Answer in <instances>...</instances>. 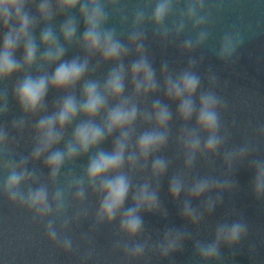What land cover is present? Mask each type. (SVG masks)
I'll return each instance as SVG.
<instances>
[{"label":"clouds","instance_id":"obj_1","mask_svg":"<svg viewBox=\"0 0 264 264\" xmlns=\"http://www.w3.org/2000/svg\"><path fill=\"white\" fill-rule=\"evenodd\" d=\"M223 10L224 0H143L129 18L124 0H0V194L42 223L64 254L80 250L68 235L72 226L91 219L80 234V264L93 260L96 234L105 227L113 228L111 249L121 264H151L183 251L191 232L165 226L153 240L144 221V214L167 218L161 182L177 160L182 166L169 177L168 195L197 229L223 204L222 194L237 189L235 169L245 162L252 194L264 200V156L258 158L253 143L264 139V124L256 137L229 147L220 77L211 69L202 76L203 55H193L212 36L213 13ZM114 16L126 31L109 27ZM148 26L152 42L177 47L187 58L183 67L163 59L154 66ZM245 38L233 26L212 51L225 65L235 63ZM72 49L77 53L69 58ZM104 66L107 72L97 77ZM9 81L19 112L10 120ZM50 92L56 94L51 102ZM26 132L30 148L19 151ZM108 141L110 149L103 147ZM173 141L175 155H164ZM218 158L220 176L214 174ZM198 160L209 169L204 175L194 174ZM193 200L201 204L194 207ZM249 232L243 219L216 223L210 241L194 240L197 264H220L222 247L239 246Z\"/></svg>","mask_w":264,"mask_h":264},{"label":"water","instance_id":"obj_2","mask_svg":"<svg viewBox=\"0 0 264 264\" xmlns=\"http://www.w3.org/2000/svg\"><path fill=\"white\" fill-rule=\"evenodd\" d=\"M142 3L143 0H124L129 18L137 5ZM112 26L117 27L118 31H126L125 28L120 27L119 16L112 17L109 27ZM233 26L244 33L246 38L238 50L236 62L225 65L218 59L212 48L219 47L220 37ZM147 30L149 32V51L155 57L154 66L157 69H159L162 59L168 60L171 67L175 69L186 64L187 58L178 52L177 47L162 49L158 43L152 42L150 26ZM187 34L186 32L185 35ZM183 38L181 37V39ZM76 53L77 50L72 49L67 55L70 58ZM193 55L197 58L203 55V63L197 69L202 76L211 69L220 77L221 86L217 88V92L223 95L228 103L227 110L222 114V123L232 134L228 146L239 145L246 138L256 137L255 128L264 124V0H224V10L220 16L217 17L213 13L212 36L208 44ZM107 67H102L101 72L96 74L97 77L106 73ZM225 81L228 82L226 87L224 86ZM12 84L13 81L7 82L10 106L12 107V111L7 117L8 120L19 115L18 109L11 101ZM204 84L207 85V80H204ZM55 95L50 92L49 102L54 99ZM172 108L175 111V105H172ZM176 127H178V122L174 121V132ZM30 143L31 137L26 132L18 150L26 152L30 148ZM253 143L258 148V158L264 156V139L257 138ZM103 147L110 149L111 141L106 142ZM175 152L176 146L173 141L164 155L171 157L175 155ZM84 163H86V159L78 162L79 165ZM37 166L42 167V163ZM181 166V161H175L161 182L160 200L168 210L167 218H162L157 214H144L145 229L153 240L157 238L158 232L162 234L165 226L187 229L192 233L193 240L186 241L183 251L173 254L170 259L161 260L159 257H153L151 264H197V259L194 258V240L210 241L216 223L224 221L230 223L238 219H243L248 223L249 236L235 248L222 247L220 264H264V200H257L252 194L250 185L253 173L247 162L235 169L237 189L232 193L222 194L223 204L218 206L198 229L179 215V203H174L168 195L169 177L176 168ZM215 167L214 174L220 176L223 166L219 158ZM81 170L79 166L73 169L77 174ZM208 171L206 163L198 160L194 174L204 175ZM180 199L181 201L184 199L183 194ZM130 203L129 199L128 204ZM89 204L91 214L95 210V198H90ZM200 204L201 200H193L194 207ZM90 223L91 219L84 222L81 228L72 226L68 235L73 237L74 247L80 245V250L64 254L48 241L42 223L33 222L31 215L26 210L10 206L6 198L0 194V264H80L81 255L85 250V246L80 241V234L81 231L89 229ZM96 235V255L93 260L88 261V264H121V254L114 253L111 249V242L116 238L113 235V228L105 227ZM250 244L255 245L254 252L249 251ZM136 264H143V262H136Z\"/></svg>","mask_w":264,"mask_h":264}]
</instances>
